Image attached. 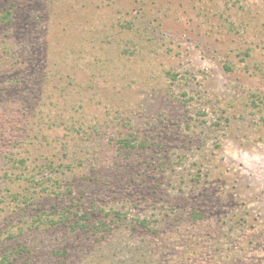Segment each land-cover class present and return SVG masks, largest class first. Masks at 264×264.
Listing matches in <instances>:
<instances>
[{
	"label": "rangeland",
	"instance_id": "rangeland-1",
	"mask_svg": "<svg viewBox=\"0 0 264 264\" xmlns=\"http://www.w3.org/2000/svg\"><path fill=\"white\" fill-rule=\"evenodd\" d=\"M258 96L264 0H0V254L264 264Z\"/></svg>",
	"mask_w": 264,
	"mask_h": 264
},
{
	"label": "trees",
	"instance_id": "trees-1",
	"mask_svg": "<svg viewBox=\"0 0 264 264\" xmlns=\"http://www.w3.org/2000/svg\"><path fill=\"white\" fill-rule=\"evenodd\" d=\"M11 15H12V11L9 10V11H7V13L6 12L5 13H2L1 16L4 19L9 20ZM258 99H259L258 100L259 101L258 102L259 104H257V102H256L257 100H254L253 101V104L255 106H257V107L260 106V103L264 105V98L258 96ZM135 139H136V137L133 134H131V135H124L121 138L116 139V143L118 144L119 149H122L121 152L125 151L126 155H129L132 152V149L131 148L136 147V144L134 143V140ZM146 145H147V142H145V140H143V141L140 142V146L141 147H144ZM0 153L2 154L3 151L0 152ZM10 161L11 162H14L13 166H14V169L15 170L21 171V172L18 171V173L16 172L17 174L15 173L16 174V177H19L18 179H20L22 177H26V178H28V180L31 183V185H33L32 187H28V191H32V190L37 191L36 185H39L40 184L39 180L36 178V176L34 175L33 172L25 173V170L26 169H23V167H22V165H25L26 164V162L28 161V158H24L23 157V158L17 159V158L10 157ZM5 173L7 175H11V173H9L8 170H6ZM11 177H14V174L11 175ZM40 187L42 189L44 188L41 185H40ZM27 193L28 194H21V193H18V192H12V195H13L12 200H14L15 202L19 201L21 203H25L27 206H29L30 205V202L33 199H32V194H30L29 192H27ZM102 211H104V210H102ZM108 215L111 216L112 218H113V215H115V217H117L118 219H122V218H124V216L126 214L124 212L119 211V210H113ZM192 215H193L194 218H197V219L201 217V213H199V212H195ZM83 217L89 218V215H85ZM39 221H42L44 223L45 222H48V223H50V225H53V226L55 224H57V222L54 219L49 218V216H47L45 219H43L42 216H40ZM98 223H100L103 226L106 225V222L105 221H102V219H100V221ZM141 223L143 224V227H149V221L148 220L144 219V220L141 221ZM75 225H77V227H79V228H84V227L87 228V227H89L87 224L80 223V222L77 223V224H75ZM97 225H99V224H97ZM75 227L76 226H73V228H75ZM23 248L25 249V247H23L21 245L20 246H17L16 248L15 247H13V248H7V249L4 248L5 250H3L1 252V254H0V264H12L13 260L15 259L14 258L15 254L16 253L17 254H22V252L24 250Z\"/></svg>",
	"mask_w": 264,
	"mask_h": 264
}]
</instances>
